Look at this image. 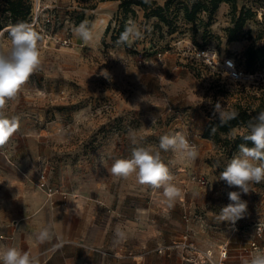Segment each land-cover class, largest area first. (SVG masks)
<instances>
[{
  "label": "rangeland",
  "instance_id": "obj_1",
  "mask_svg": "<svg viewBox=\"0 0 264 264\" xmlns=\"http://www.w3.org/2000/svg\"><path fill=\"white\" fill-rule=\"evenodd\" d=\"M104 1L40 0L43 10L38 23L31 26L44 37L39 42L42 64L18 97L8 102L7 111L19 117V127L9 142L0 146V173L13 166L5 161L6 156L12 158L30 149L46 151L52 182H62L74 193L86 191L92 199L99 192L107 195L109 203L96 201L100 208L95 218L111 234L110 242L101 256L91 255L88 264H210L202 256L188 261L185 257L192 256L176 247L158 252L160 247L177 244L187 230L198 251L211 250L214 261L227 244L224 264H242L235 249L254 238L256 222H264V182L241 195L248 205L243 218L235 224L217 219L220 209L230 203L228 192L239 189L215 179L238 152L231 153L230 146L245 128L219 133L207 122L218 117L213 115L217 102L229 111L235 104L254 108L264 98V86L231 82L224 74L187 57L182 46L191 40L216 45L221 56H234L246 72H263L264 54L248 66L245 50L264 46V0L221 2L214 10L212 0H141L144 5L111 0L116 5L124 1L116 10L121 18L127 11L123 29L116 36L110 31L102 34L108 19L116 16L110 17L107 9H101ZM28 2L30 13L16 24L30 25L35 0ZM195 3L200 8L188 21L185 9L190 10ZM6 6L0 0V33L5 40L8 29L16 25L10 22ZM84 20L96 25L99 39L91 45H84L72 32L73 26ZM129 20L144 32V38L130 46L118 43ZM238 25L241 29L235 33L236 40L246 47L231 50L227 39ZM63 39L71 43L64 44ZM177 41L181 43L174 44ZM163 47L168 51L159 60L154 54ZM140 57L144 59L141 62ZM177 131L194 138L198 157L173 163L174 154L161 151L173 183L184 194L173 207L164 203L162 189L140 185L134 176L114 177L108 170L114 159L130 157L134 147H158L160 136ZM130 132L137 136L135 145ZM33 136L41 143L27 140ZM192 176L203 177L205 183L192 180ZM126 224L130 235L125 232ZM117 225L125 232L120 241L114 235ZM257 242L264 250V235ZM115 243L119 248L116 253Z\"/></svg>",
  "mask_w": 264,
  "mask_h": 264
},
{
  "label": "clouds",
  "instance_id": "obj_2",
  "mask_svg": "<svg viewBox=\"0 0 264 264\" xmlns=\"http://www.w3.org/2000/svg\"><path fill=\"white\" fill-rule=\"evenodd\" d=\"M72 32L84 45H91L99 39L96 25L87 20L74 25ZM43 38L31 25L23 22L8 29L7 40L3 38V33H0V146L7 144L19 127V117L10 115L7 111L8 102L18 97L31 74L40 69L42 60L39 42ZM143 38L141 27L129 20L120 34L118 43L130 46L134 41ZM213 115L218 116L223 125L235 119L238 113L222 108L217 102ZM246 127L247 132L242 137L245 143L238 145V152L228 160L215 179L224 181L228 187L239 189L228 192L230 203L220 209L217 216L220 222L235 224L243 218L248 205L241 199V195L252 192L254 184L264 182V111L258 112ZM129 136L132 144L138 143L135 133L130 132ZM247 142H250V146ZM161 151H171L176 158L173 163L192 161L198 157L196 145L190 143L182 132L177 131L160 136L158 147H134L130 157L114 159L108 170L114 177L128 179L134 176L140 185L150 186L154 190L162 189L164 203L171 208L178 199H183L184 194L173 183L174 176L164 163ZM101 162L104 163L103 158ZM34 235L36 241L43 244L52 239L53 233L45 226ZM114 235L117 241L125 238V232L119 225L115 228ZM0 264H39V260L32 253L17 246L0 245ZM242 264H264V250L258 249L250 257L243 258Z\"/></svg>",
  "mask_w": 264,
  "mask_h": 264
},
{
  "label": "crops",
  "instance_id": "obj_3",
  "mask_svg": "<svg viewBox=\"0 0 264 264\" xmlns=\"http://www.w3.org/2000/svg\"><path fill=\"white\" fill-rule=\"evenodd\" d=\"M117 8L118 4L111 0L104 1L101 6V9L109 11L110 17ZM228 45L231 50L246 47L237 40L228 42ZM27 140L31 143L39 141L36 136ZM48 158L46 151L37 152L34 149L15 154L12 158L6 156L5 161L13 162V166L0 173V234L12 236V239H1L0 245L17 246L28 251L38 258L39 264H88V258L91 255L101 256L110 242L108 236L111 234L104 231L101 221L95 218L100 208L96 201L109 203L107 195L99 192L92 199L87 197L86 191L79 193L76 190L74 193L64 183L52 182ZM39 176L44 178L38 179ZM37 180L40 184L44 182V187ZM54 189L65 192L66 198L60 192L49 195V191ZM45 226L51 229L53 235L52 239L41 244L34 234ZM126 230L130 235V226ZM241 245L246 243H239L235 249V256L240 261L247 256L240 254L238 247ZM113 249L114 253L118 252V243ZM114 257H117L116 254Z\"/></svg>",
  "mask_w": 264,
  "mask_h": 264
},
{
  "label": "built area",
  "instance_id": "obj_4",
  "mask_svg": "<svg viewBox=\"0 0 264 264\" xmlns=\"http://www.w3.org/2000/svg\"><path fill=\"white\" fill-rule=\"evenodd\" d=\"M43 4H41L40 0H35V7H34V17L32 18V21L30 22V25H36L38 23V14L43 10ZM62 42L64 44H70V39H63ZM181 41H177L174 44H179ZM182 50L184 51L185 55L192 59L193 61H199L204 64L207 68L220 72L226 76V78L234 83H264V71L263 72H246L242 67H240L236 62V59L232 55H225L221 56L218 52V49L216 48V45H205L203 47H197L192 41L189 42V44L182 46ZM145 50H142L141 53H144ZM168 48L163 47V49H159L156 51L154 56L157 59H161L165 56L167 53ZM144 60L140 57L139 62ZM187 139L190 141V143L195 144L196 142L193 137L186 136ZM41 179L44 178V176L40 177ZM192 180L204 184L205 180L201 176H192ZM45 183H41L40 186L44 187ZM60 192L58 189H54L53 192L49 191V195L52 193H58ZM63 198H66L65 192H60ZM183 218L185 221H189V217L187 214H183ZM264 235V222L259 221L254 224V238L249 241V243H246V245H241L238 247V250L240 254L243 255H252L254 252H256L258 249L260 250V245L257 242L258 238H262ZM12 239V236H4L0 234V240L1 239ZM195 240L192 239V234L187 230L184 232L181 236V240L175 244L174 246H167V247H160L158 248L159 253H166L169 250H172L174 247L179 248L183 253H187L190 256H186V260L191 261L194 258L197 260V256H202L205 258L207 262L210 264H224V260L227 257V244H225L219 254L218 261H214L213 254L211 250L206 251H198L197 246L194 242ZM129 254H132V252H129ZM117 257H119V254H116Z\"/></svg>",
  "mask_w": 264,
  "mask_h": 264
},
{
  "label": "trees",
  "instance_id": "obj_5",
  "mask_svg": "<svg viewBox=\"0 0 264 264\" xmlns=\"http://www.w3.org/2000/svg\"><path fill=\"white\" fill-rule=\"evenodd\" d=\"M4 1H5V4L7 5L5 10L8 11L9 17L11 19L10 22H12L13 24H16L17 20H20V19L25 20L27 18L28 14L30 13L31 5L28 2L29 0H4ZM26 1L28 4L25 3ZM212 2H213L212 10H214L217 8L218 4L221 2L234 4L235 0H212ZM123 3H124V1H122L120 4H118V8L119 7L122 8ZM128 3H132L134 5H144L145 2H142L141 0H129ZM199 8H200L199 3L193 4V6L190 10L186 7V9H185L186 20L192 21L196 15L197 11L199 10ZM130 11L134 15L135 10L133 8H131ZM126 12L124 13V17L121 18V16H120L121 14L120 13L117 14V12L115 11L114 13H116V16L114 15L112 18H110V20L107 23L108 25L106 26L104 32L107 33L110 31L111 35L114 34L116 36L117 32H119L120 29L121 30L123 29V25L125 23L124 19H126ZM2 28H3V26H0V29H2ZM239 29H241L240 25L234 27V29L231 31L232 33L230 34V36L227 39V42H232V41L236 40L235 33ZM193 43L197 47H203V46L207 45V44H205V45L199 44L196 42H193ZM134 51H136V48L134 49ZM263 54H264V46L260 47V48H258V47L254 48V46L247 47L245 50V55L248 58V60H247L248 66L252 65L251 63L256 58L262 56ZM257 84L264 86V83H262V82H259ZM259 100L260 101L258 102V104L254 108H251L250 106H243L241 104H235L234 108L231 110H235L238 113V116L235 119L230 120L223 125H221L218 117H215L214 119H210L207 122L208 127H211L212 129H214V132H219V133L220 132L226 133L235 127L245 128V131L242 132V134H239L238 136L235 137V139L232 143V146H230V152L231 153H235L238 150L239 144L245 143V141H243L242 137L247 132L246 126H247L248 122L253 120V118L257 115L258 112L264 111V98H263V96ZM247 143H249V146H250V142H247Z\"/></svg>",
  "mask_w": 264,
  "mask_h": 264
}]
</instances>
